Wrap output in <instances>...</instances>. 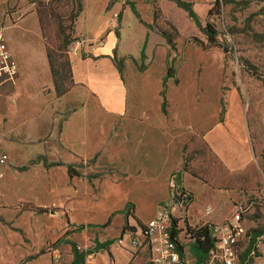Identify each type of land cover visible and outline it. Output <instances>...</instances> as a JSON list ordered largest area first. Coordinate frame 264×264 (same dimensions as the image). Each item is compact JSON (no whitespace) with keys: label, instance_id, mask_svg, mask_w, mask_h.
<instances>
[{"label":"crops","instance_id":"0c3cea01","mask_svg":"<svg viewBox=\"0 0 264 264\" xmlns=\"http://www.w3.org/2000/svg\"><path fill=\"white\" fill-rule=\"evenodd\" d=\"M48 1L0 0V35L17 66L14 79L0 72V264H69L71 243L86 249L95 241L111 244L83 264H133L131 238L139 236V248L146 246L135 220L145 227L170 204L171 179L192 197L183 211L173 208L179 228L185 222L220 225L235 214L245 232L256 228L264 193L251 188L255 153L245 114L229 110L234 96L222 117L221 96L207 97L205 85H180L175 75L165 80L171 51L157 30L145 26L152 24L151 8L143 25L130 22L125 0H81L67 49L73 85L58 97L36 13ZM193 137L227 174L250 182L222 190L185 173V148ZM43 158L55 164L47 168ZM94 158L104 172L100 180L69 177L68 165ZM127 205L132 216L124 214ZM125 225L131 229L123 233ZM247 247L242 238L238 259L264 264V232L253 249ZM141 254L147 264L149 249Z\"/></svg>","mask_w":264,"mask_h":264},{"label":"rangeland","instance_id":"374dc122","mask_svg":"<svg viewBox=\"0 0 264 264\" xmlns=\"http://www.w3.org/2000/svg\"><path fill=\"white\" fill-rule=\"evenodd\" d=\"M125 1L127 5L133 3L136 5L135 8L140 7V13L138 11L140 20L129 9L130 22L135 20L138 24L144 25L147 20L146 12L151 8L149 15L157 12L154 27L171 34L172 31L166 25L168 22L178 31L175 49H170L171 56L167 59V69L169 67L172 69L169 78L175 75L179 80L177 84L180 85H205L207 97L220 95L222 117H225L229 110L234 114L237 112L239 115L245 114L247 130L255 153V163L249 169L253 177L251 188L259 195L264 193V0H197L195 8L193 0H183L192 3V9L201 27L209 22L217 31L218 44L222 49L206 50L201 45L207 42L205 34L173 1L135 0L136 3L133 0ZM216 3L220 5L219 14L214 11ZM211 9L214 13L208 15ZM124 23H129L126 16ZM158 63L156 58L153 66L156 67ZM203 70L205 72H199ZM232 95L237 102L233 104V108L227 110L226 102L231 101L228 96ZM201 159L194 162L195 167L200 166ZM43 160L47 168L55 164L49 162L47 158ZM205 164L210 169L213 168L212 162L207 160ZM71 167L77 173L75 178L80 181L100 180L104 174L101 162L96 158ZM190 167L193 166L190 164ZM50 179L51 174L47 173V180ZM22 206L31 207L30 204ZM260 209L256 212L259 218L256 227L259 228L264 225V202ZM44 210L47 212L49 209ZM184 228L180 227L183 231ZM183 231L180 232L181 237H184ZM50 247L52 246H47V250ZM185 248V257H190L188 246L185 245ZM142 252H148V248L142 246L133 249L132 254L135 258L133 264H141Z\"/></svg>","mask_w":264,"mask_h":264},{"label":"trees","instance_id":"16d2710c","mask_svg":"<svg viewBox=\"0 0 264 264\" xmlns=\"http://www.w3.org/2000/svg\"><path fill=\"white\" fill-rule=\"evenodd\" d=\"M178 7L183 9L187 16L193 20L198 29H201L205 34L207 42L201 43L203 49H214L219 48L222 49L218 44L217 40V31L214 25L206 22L203 27H201V23L192 9V3L189 1L183 0H171ZM129 7L132 13L135 15L137 19L140 20V15L137 12L133 3H129ZM82 8L81 0H49L47 3H39L36 6V13L38 16L40 29L42 36L45 40L46 46V56L49 64L53 89L55 94L60 97L67 93L69 89L73 85L72 73H71V65L67 55V49L70 43L73 41V33H74V23L75 20L80 13ZM215 13L219 14L220 5L216 3ZM213 8V9H214ZM213 9L208 11V15L213 14ZM157 19V12L153 13V21L151 25L145 24V26L149 29H155L157 32L165 38L171 50L175 49V40L178 36V31L176 28L166 22V25L172 31L169 34L166 30H160L154 27V21ZM67 22L68 24H64ZM143 59V54L141 55V60ZM117 68L119 71L122 70L121 62H117ZM172 75V69L169 67L167 69V74L165 77L169 78ZM165 80L163 83V87H165ZM163 97V106L165 104V91L161 92ZM205 157V158H204ZM202 158L201 164L199 167H190L191 162L194 159ZM184 165L183 171L188 173L189 175L201 180L203 183L208 184L209 186L215 189L222 190H232L236 188L238 185L250 182V177H244L241 174L229 175L222 168L221 164L218 160L212 155L207 145L203 142L202 139L193 137L191 139L190 145L185 148V156H184ZM212 162L213 168H209L204 163L206 161ZM195 161V160H194ZM67 172L70 178L77 176V173L74 172L73 168L68 165ZM179 180V175L177 176ZM192 201V197L190 194H186L184 206L186 207ZM40 212H45L44 209H40ZM125 216H132V208L127 205L124 210ZM137 224L142 227V232L145 231V227L142 224L135 220ZM172 224V236H176L183 229L178 228V221L173 219ZM184 241L185 245L188 246V251L190 257H187L189 264H203L205 263L210 255V251L213 249L214 240L211 237V229L213 228L212 224L209 223H201L194 227H190L185 222L184 226ZM84 226L77 227V230L83 229ZM127 225L123 227L122 232L129 230ZM264 232V225L259 228L256 227L249 232H245V239H248V247L247 251L249 252L253 249L254 244L256 243V239ZM111 244V241H106L104 243H99L95 241L93 246L81 249L75 243H71V252L73 255V260L69 264H83L86 256L96 253L99 250H106L108 246ZM45 250H42L43 253ZM246 260L244 255L240 256L239 262L240 264H244ZM149 264V263H147Z\"/></svg>","mask_w":264,"mask_h":264},{"label":"built area","instance_id":"2783aa9c","mask_svg":"<svg viewBox=\"0 0 264 264\" xmlns=\"http://www.w3.org/2000/svg\"><path fill=\"white\" fill-rule=\"evenodd\" d=\"M119 17L117 12L112 14V21ZM113 24V26H114ZM0 72L5 73L9 78L14 79L17 73V66L9 51L3 45V38L0 35ZM171 202L165 208L161 209L155 217L148 221L145 231L142 232L144 244L148 247L150 256L149 264H189L184 246V237L180 233L172 236L173 208L180 207L183 211L185 208L186 193L177 189V183L174 179L169 180ZM176 190L177 194L183 199L178 202L173 195ZM183 218V216H181ZM211 237L214 240L213 249L210 251L208 260L203 264H240L237 257L238 244L242 238H245V229L240 223L237 214L227 219L220 225H212ZM179 228V227H178ZM184 234V231H183ZM139 236L131 238L133 248H138L140 243Z\"/></svg>","mask_w":264,"mask_h":264},{"label":"water","instance_id":"95a60500","mask_svg":"<svg viewBox=\"0 0 264 264\" xmlns=\"http://www.w3.org/2000/svg\"><path fill=\"white\" fill-rule=\"evenodd\" d=\"M173 195H174V198L178 201V202H182V198L179 194H177L176 190L173 191Z\"/></svg>","mask_w":264,"mask_h":264}]
</instances>
